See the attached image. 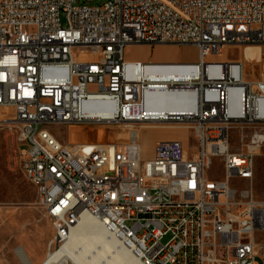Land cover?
<instances>
[{
    "label": "built area",
    "instance_id": "1",
    "mask_svg": "<svg viewBox=\"0 0 264 264\" xmlns=\"http://www.w3.org/2000/svg\"><path fill=\"white\" fill-rule=\"evenodd\" d=\"M166 43L193 44L196 60L124 58L128 45ZM229 45L261 48L256 80L242 61L207 60ZM154 92L191 106L160 122L189 126L192 153L158 139L145 158L135 131L123 143L49 141L53 125L153 122L144 104ZM1 123L16 126L20 169L50 221L46 256L88 215L141 264H264V199L229 184L252 178L264 142L244 137L264 123V0H0ZM214 157L221 180L206 176Z\"/></svg>",
    "mask_w": 264,
    "mask_h": 264
},
{
    "label": "rangeland",
    "instance_id": "2",
    "mask_svg": "<svg viewBox=\"0 0 264 264\" xmlns=\"http://www.w3.org/2000/svg\"><path fill=\"white\" fill-rule=\"evenodd\" d=\"M96 3V2H95ZM74 56L83 51L73 50ZM261 48L257 45H229L220 56L208 61L234 62L244 64V79L256 80L260 70ZM124 58L137 62H193L197 58L196 48L190 43L132 44L125 47ZM10 112V111H9ZM64 143H123L129 131L138 132L143 155L148 158L153 143L158 139H178L187 153L194 151L197 140L191 128L174 121L150 122L132 125L129 123L90 122L53 125L49 129ZM264 133V123L244 128V137L251 132ZM237 131L230 132V145L237 147ZM211 180L224 178L218 158L206 171ZM230 186L249 189L255 198L264 199V142L254 156V170L250 180L231 179ZM52 235L50 221L43 212L37 193L26 178L20 166L16 141V126L0 124V264H23L17 255L21 248L32 264H38L47 254V243ZM261 258L264 259V232L255 233ZM167 238L163 239L166 241ZM71 264V263H68Z\"/></svg>",
    "mask_w": 264,
    "mask_h": 264
},
{
    "label": "bare ground",
    "instance_id": "3",
    "mask_svg": "<svg viewBox=\"0 0 264 264\" xmlns=\"http://www.w3.org/2000/svg\"><path fill=\"white\" fill-rule=\"evenodd\" d=\"M182 97L162 92L149 93L144 109L153 122L181 112H189L191 106H182ZM90 116L109 117L99 105H88ZM135 131V130H134ZM137 135L138 132L135 131ZM49 141L58 138L49 130ZM53 150H61V143H53ZM17 255L23 264H32L21 248ZM141 264L126 247L106 231L105 223L98 217L82 216L71 230L69 237L58 249L50 250L38 264Z\"/></svg>",
    "mask_w": 264,
    "mask_h": 264
},
{
    "label": "crops",
    "instance_id": "4",
    "mask_svg": "<svg viewBox=\"0 0 264 264\" xmlns=\"http://www.w3.org/2000/svg\"><path fill=\"white\" fill-rule=\"evenodd\" d=\"M129 46V45H128Z\"/></svg>",
    "mask_w": 264,
    "mask_h": 264
}]
</instances>
